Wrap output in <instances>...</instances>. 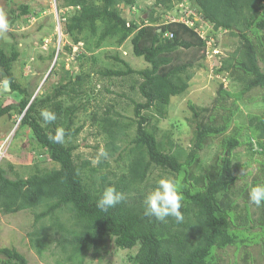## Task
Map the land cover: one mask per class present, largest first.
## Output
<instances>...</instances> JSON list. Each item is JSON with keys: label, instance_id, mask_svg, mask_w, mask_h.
I'll list each match as a JSON object with an SVG mask.
<instances>
[{"label": "trees", "instance_id": "obj_1", "mask_svg": "<svg viewBox=\"0 0 264 264\" xmlns=\"http://www.w3.org/2000/svg\"><path fill=\"white\" fill-rule=\"evenodd\" d=\"M121 1L126 5L132 4V0H55V3L59 10H72L71 14L60 18V24L63 33L74 43H79V36L84 33L96 37V46H101L107 39H114L117 45H121L131 36L132 54L143 58L148 64V67L134 70L115 55L113 59L122 62L125 70L102 72L108 77L129 74L139 77L136 90L143 101L134 103L136 121L131 120L130 125L136 126V132L131 140L133 147L129 150L127 171L119 175L112 171L101 173L92 192L83 177L84 168L90 162L76 163L73 160L76 145L56 144L49 139L62 125L65 128V139L79 131L70 130L71 115L77 108H64L58 100L65 94L78 95L82 92V75H69L66 81L60 80L52 86L50 92L41 96L36 94L29 105L31 96L20 100L17 106H0V119L8 117L15 108L18 109L22 115L19 126L28 128L31 138L47 151L51 161L58 164L56 169L33 174L25 179L11 180L0 171V209L15 213L41 206L42 210L35 214L34 223L46 217L55 220V230L66 233L55 241L65 254L64 260L72 264H82L85 252H95L98 244L107 237L113 239L118 249L137 248L136 253L130 257L131 264H220L223 260L218 255L220 250L234 247V257L237 258L242 247L259 243L262 245L261 255L264 260V203L261 204L262 215L254 223L248 210V185L236 188L239 178L252 174L250 170L247 174H240L250 163L232 161L234 150L240 146L253 149L259 160H256L257 174L252 178V187L264 183V114H248L245 125L234 120L239 111L237 101H242L245 94L254 89L262 90L264 106V0H192L195 3L194 16L199 15L202 21L212 25V30L206 32L207 38L221 31L239 38L240 46L233 54L219 59L216 72L232 76L240 82L241 87L238 91H218L221 98L231 97L233 101L230 105L220 103L214 106L205 122H196L188 151L173 145L171 141L166 144L159 142L155 134L147 129L149 117L143 112L152 110L156 116L164 117L171 97L179 96L187 90L195 60L174 64L177 50H189L197 45L202 51L201 59L208 50H213V47L207 50L203 39L195 31V28L202 25V21H194V16L190 15L187 19L193 21V26L170 21L157 32L150 26H139L117 13L115 6ZM176 1L181 0H155V3L165 5ZM17 10L20 11L19 15L28 14L27 6L20 4L8 10L12 21L19 17ZM148 21L151 24L155 21L153 11ZM205 27L202 25L201 28ZM219 42L215 37L214 47ZM63 48L70 51L69 46ZM56 50L50 54V59L53 60L56 55V60L42 84L56 66L60 54V50L57 53ZM18 57L14 47L9 55L0 49V68L6 74V78H0V82L7 81L9 91L24 94L25 89L16 82L12 73V64ZM188 105L197 121L199 114L191 102ZM45 109L56 114L55 122H43L40 113ZM110 112L111 108H108L105 115L98 118L103 122V132L111 141L105 148L109 156L117 153L114 140L121 127L119 121L109 115ZM245 129L249 132L248 140L240 138ZM218 136H223L219 151L205 161L202 153ZM122 157L121 152L117 153L116 159ZM99 166H107L104 158H101ZM153 168L166 170L170 178L177 181L183 195V222L177 223L172 217H167L165 221L146 217L145 194H132L145 183ZM109 186L121 191L124 200L104 212L97 207V201ZM239 198L245 200V215L236 210ZM64 208L69 209L73 221L70 229L58 220V216H54ZM243 253L240 257L242 264H257L247 250ZM235 262L236 259L233 260ZM0 263L28 264L22 254L7 247H0Z\"/></svg>", "mask_w": 264, "mask_h": 264}, {"label": "rangeland", "instance_id": "obj_2", "mask_svg": "<svg viewBox=\"0 0 264 264\" xmlns=\"http://www.w3.org/2000/svg\"><path fill=\"white\" fill-rule=\"evenodd\" d=\"M185 2L186 0L184 2L181 0L172 4L156 5L155 0H132V4L126 5L121 1L118 6H115V10L139 26H150L153 30L156 29L157 32H160L181 6H186L187 10H194L195 3L192 0ZM20 4L27 6L28 14L19 15L20 11L17 10L16 13L19 17L12 21L8 10L15 9ZM0 11L6 14L10 25L8 32L0 33V49L7 55L10 54L12 47L18 51L19 57L12 64V73L16 82L25 89L24 94H19L6 91L0 85V106L4 104L17 106L23 98L31 96V99L36 94L37 96L44 95L46 92H50L52 86H55L60 80L66 81L69 75L74 77L75 74H81L83 77L80 87L82 92L78 95L65 94L58 98L64 108L71 106L77 108L76 112L71 115L70 130L74 132L79 129V131L73 136L67 137L64 144L76 145V149L73 151V160L76 163L90 162V165L84 168L83 177L91 191L98 183L101 173L109 171L117 175L125 173L130 159L129 150L133 147L131 140L136 132V126L130 125L131 120L136 121L133 114L134 103L143 101L136 90V82L139 77L134 74L108 77L102 72L125 70L122 62L113 59L115 55L134 70L148 67L143 58H137L132 54L131 36L121 45H117L114 39H107L101 46H96V37L84 33L79 36V43H74L69 36L63 33L60 24V18L65 14H71L72 10L70 8L59 10L55 0H0ZM151 11H153L155 19L153 24L148 21ZM197 19L199 20L201 17L198 15ZM208 26L210 27L206 31H211L212 25L208 23ZM98 29H101V25L98 26ZM58 30L61 32L59 45L57 43ZM201 35L203 34L201 33ZM211 37L210 47L216 49L217 53H207L201 59L202 51L197 45L189 50L181 48L176 51L174 64L179 65L187 60H195V66L190 71L192 78L188 83L187 90L179 96L171 97L164 117L156 116L152 110L143 112L149 117L147 129L152 131L162 144L171 141L173 145L188 151L196 122H205L214 106L220 103L230 105L233 101L231 97L221 98L218 91H238L241 87L240 82L235 81L232 76L216 72L219 67V59L233 54L240 46L239 38L231 36L226 31L213 33ZM215 37L220 42L218 46L214 47ZM58 46L60 54L56 66L42 84L53 64L50 54ZM64 46H69L70 51L64 49ZM199 64L201 67H198ZM260 65L262 66V64ZM0 83L4 85V80ZM261 94L262 90L254 89L246 93L242 101H237L239 111L234 116V120L238 124L245 125L248 114H264ZM248 98H253V100L248 101ZM188 102L193 104L195 111L199 114L197 121L193 117V111L189 108ZM108 108H111L109 115L121 124L115 136L114 145L117 147V153L121 152L123 157L116 159L117 153L111 156L107 155V158L104 159L107 166L103 167L99 164L93 165L92 161L97 157L99 151L106 150L105 148L111 142L103 132V122L101 119L98 120L105 115ZM95 116H97L96 119ZM19 118L20 114L15 108L8 117L0 119V171L2 174L11 180L25 179L33 174H41L58 168V164L49 159L47 151L31 138L30 130L20 127L19 123L17 125ZM61 127L64 128V125ZM230 130L225 134L226 136ZM223 136H218L202 153L205 161L217 154ZM248 136L249 132L245 129L240 138L248 140ZM258 157L253 149H249L245 145L235 149L233 153V163L246 161L250 163L247 169L240 171V174H247L249 170L252 174H247L244 178H239L236 181V188L240 189L248 185V194L252 188V178L257 174L256 160H259ZM91 169L95 171L91 172ZM162 178H170L166 170L151 169L145 183L132 194L135 195V192L144 193L146 199ZM244 201L239 198L236 209L243 215L246 211ZM41 210V206L15 213H7L0 209V247L15 249L26 258L28 264H72L64 260L65 254L55 241L66 235L64 232L55 230L53 226L55 220L46 217L34 223L35 214ZM248 210L254 223L262 215L261 205L257 206L251 203L250 199ZM54 216H58V220L63 222L67 229L72 227L73 221L68 208H64L61 212L57 211ZM261 246L259 243L250 244L247 248L242 247L237 253V258L234 257V247L220 250L218 255L223 259L220 264H242L240 257L244 254V250L250 253L257 264H264ZM136 251V247L131 250L118 249L114 246L113 239L107 237L98 244L95 252L93 250L85 252L82 264H131L130 257ZM235 259L236 262L233 263Z\"/></svg>", "mask_w": 264, "mask_h": 264}, {"label": "clouds", "instance_id": "obj_3", "mask_svg": "<svg viewBox=\"0 0 264 264\" xmlns=\"http://www.w3.org/2000/svg\"><path fill=\"white\" fill-rule=\"evenodd\" d=\"M10 30V25L6 14L0 11V33ZM208 32V31H206ZM200 37V35L198 34ZM201 38V37H200ZM202 39V38H201ZM204 41V39H203ZM205 43V41H204ZM5 85L8 83L4 81ZM1 86L4 85L0 83ZM45 124L56 121L57 116L53 111L42 110L40 113ZM65 130L58 127L54 135H50L49 139L56 144H62L65 141ZM101 158H107V152L101 149L97 157L92 161L93 165L100 163ZM250 202L260 206L264 203V183L256 185L249 191ZM124 200V194L118 191L114 186L106 187L97 201V207L104 212L108 209L116 207ZM183 195L179 191L178 183L172 178H162L158 181L157 187L152 190L144 201V215L149 218H155L158 221H165L167 217H172L177 223L184 220L182 208Z\"/></svg>", "mask_w": 264, "mask_h": 264}, {"label": "built area", "instance_id": "obj_4", "mask_svg": "<svg viewBox=\"0 0 264 264\" xmlns=\"http://www.w3.org/2000/svg\"><path fill=\"white\" fill-rule=\"evenodd\" d=\"M194 16V13L192 10H187L186 6H181L180 10L176 11L175 14L172 15V18H170L169 20L172 21V22H181V23H185V24H188L189 26H193V21H191L190 19L188 20L187 17L188 16ZM167 17V16H166ZM194 21H202L201 19H197V17L194 16ZM205 21H202V25H206V27L204 29H202V25L195 28V31L200 35V37L202 39H204L205 41V44L207 46V50L208 48H210L211 44H212V37L209 36L208 38L206 37V29L209 28L210 26H208V23H204ZM199 31V32H198ZM203 35H201V33ZM217 53V50L213 48V50H208L207 53H211V54H214V53Z\"/></svg>", "mask_w": 264, "mask_h": 264}, {"label": "water", "instance_id": "obj_5", "mask_svg": "<svg viewBox=\"0 0 264 264\" xmlns=\"http://www.w3.org/2000/svg\"><path fill=\"white\" fill-rule=\"evenodd\" d=\"M58 31H59V30H58ZM60 36H61V32L59 31V34L57 35V37H58V39H57V43H58V45L60 44V39H61ZM58 49H59V46L57 47L56 53H57ZM55 60H56V55H55V57H54V59H53V64H52V66H53L54 63H55ZM51 68H52V67H51ZM0 77H1L2 79H5V78H6V74H5V72H4L1 68H0ZM4 90L9 91L8 83L5 85V82H4ZM33 98H34V97L31 98V100H30V102L28 103V105L31 103V101L33 100ZM21 116H22V115H21ZM21 116H20V119H21ZM20 119L17 121V125H18Z\"/></svg>", "mask_w": 264, "mask_h": 264}]
</instances>
